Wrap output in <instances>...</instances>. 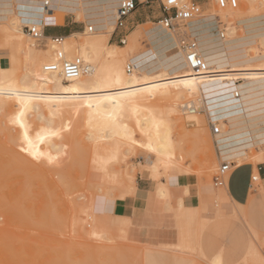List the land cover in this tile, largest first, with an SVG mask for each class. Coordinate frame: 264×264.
I'll list each match as a JSON object with an SVG mask.
<instances>
[{
  "label": "rangeland",
  "instance_id": "374dc122",
  "mask_svg": "<svg viewBox=\"0 0 264 264\" xmlns=\"http://www.w3.org/2000/svg\"><path fill=\"white\" fill-rule=\"evenodd\" d=\"M193 1L201 5L202 14L220 8L216 0ZM246 5H249L246 0H240V11H246ZM257 5L264 8L259 1ZM138 8L149 12L148 22L139 26L128 55L111 61L103 54L107 69L118 67L127 75L129 56L150 47L145 30L159 23L164 14L162 3L151 0ZM77 9L70 12H75L79 20L88 19L87 26L92 25L95 31L112 28L114 32V8L90 17L78 16ZM64 14L54 16V21H61ZM40 18L42 24L48 23L43 16ZM28 20L22 24L26 32L23 36L28 43H35L34 55L16 52V43L2 32L0 25V59L12 70L4 79L0 77V82L27 83L25 74L34 69L32 60L44 56L45 49H50L48 55L53 57L55 49L62 48V43L51 48L54 45L51 40L32 38L25 29L32 23ZM183 24L180 23L179 31ZM221 24L224 33L229 27L240 35L245 32L235 19L223 20ZM110 35L107 41L110 48L126 45ZM84 37L81 35L75 40L79 42ZM249 52L251 55L264 53V41L259 40ZM88 61L98 65L92 58ZM37 63L35 73L42 71L44 62ZM37 78L47 80L44 75ZM114 87L105 84L102 89ZM183 87H171V95L145 92L137 96L148 107L164 97L167 104L175 95L179 97V113L171 117L174 156L168 161L170 165L165 164L167 161L159 162L157 175L145 163L151 153L144 146L145 139L137 131L135 122H131L129 110V114L123 112L121 119L136 129L135 139L122 143L115 154L107 145L100 147L101 144L93 141L85 115L81 107L72 105L73 100L70 103L68 99L60 101L48 96L53 89L47 91L49 94L44 91L46 95L28 88L22 93L13 89L12 98L0 96V264H177V260L186 261L173 258L174 255L189 256L190 264H264L258 254L249 253L250 245H254L264 256V186L261 181L254 182L261 197L254 200L251 210L225 202L237 213L232 216L222 208L224 198L218 194L222 185L216 180L222 161L209 128L205 98L200 88L189 91ZM28 91L35 92L32 96L36 98L28 94L24 98V92ZM16 93L19 101L14 98ZM54 101L67 103L53 107ZM191 102L203 110L190 113L183 108V104ZM192 115L199 118L192 120ZM177 116L182 117L183 126L175 122ZM263 156L264 145L258 150H249L246 158L234 161L256 163ZM140 176L150 182L155 193L151 194L154 204L141 220L119 215L114 211V204L135 195ZM178 176L187 177L193 188L192 195L189 186L185 194V187L176 190L170 185V179ZM194 206L197 208H191Z\"/></svg>",
  "mask_w": 264,
  "mask_h": 264
},
{
  "label": "bare ground",
  "instance_id": "6f19581e",
  "mask_svg": "<svg viewBox=\"0 0 264 264\" xmlns=\"http://www.w3.org/2000/svg\"><path fill=\"white\" fill-rule=\"evenodd\" d=\"M246 1L249 4L246 5L248 6L246 11H240L239 6L220 7L219 10L202 14L181 26L180 30L188 32L196 39L199 52L207 64L204 69L193 70L189 67L176 32L161 23L145 30L150 47L129 56L131 63L127 67L130 65L132 70L130 72L127 70V75L118 67L107 69L103 54L106 53V58L111 61L122 58L124 54L128 55L130 53L128 49L139 30L136 29L126 37L124 43L126 45L121 48L114 45L110 48L107 41L113 31L112 28L108 31L100 29L95 31L93 27L90 31V26H87V30L63 37L61 39L63 49L60 47V50L65 52L69 59L81 57L91 67L88 73L74 80H65L58 72L45 71L44 66L56 60L55 55L53 57L48 55L50 49H45L44 56H36L32 60L34 69L25 74L29 81L23 85L11 80L0 82V96L12 98L10 91L13 89H17V92L22 90V93L28 88L44 95H46L44 91L48 93L47 91L53 89L47 95L60 101L73 100L72 105L81 107L80 110L85 115L93 141L101 144L98 147L107 145L115 154L122 143L135 139L137 129L145 139L144 146L151 153L145 159V163L152 168L154 175H157L159 162L167 161L165 164L170 165L168 161L174 156L171 138L173 125L171 123L174 122H171V117L179 113L177 108L179 97L175 95L174 99H169V104L165 103L167 99L164 97L155 101L152 107H148L142 104L137 96L145 92H150V95H171V87L181 88L183 85V88L189 91L200 88L208 115L212 121L218 120L217 123L222 129V133L216 136L219 152L229 163L246 158L249 150H258L264 145V53L251 55L249 52L259 40L264 41V8L257 5L259 0ZM120 2L121 0H0V25L3 26L2 32L16 43L14 46L16 52L34 55L37 51L35 43H28V39H24L23 36L26 32L23 31L22 24L27 19L32 22L30 25L42 28L41 16L50 22L54 21L57 14L75 11L77 8V15L84 17L101 15L107 9L114 8L117 18V6ZM261 4L264 7V4ZM16 8L19 9L18 12ZM29 8L32 12L27 11ZM23 16L29 18L23 19ZM234 19L243 26L244 34H237L232 27L226 28L227 34L222 31L221 22ZM81 35L85 37L77 42L75 38ZM44 39L53 42L54 38L46 35ZM55 45L54 43L51 48ZM89 58L96 60L98 65L89 62ZM42 61L44 62L42 71L35 73L37 62ZM256 62L261 65H253ZM11 71L0 59V77L4 79ZM37 75H44L47 80H39ZM180 81L183 85L178 83ZM170 83L173 85L169 87ZM105 84L115 87L102 89ZM24 93V98L28 95L36 98L32 96L35 94L33 91ZM14 98L19 101L17 93ZM60 101H54L52 106L67 103ZM199 101L203 102L202 99ZM193 104L199 107L194 102ZM186 105L183 104L184 109ZM17 106H20L18 102ZM128 110L131 114L129 117L134 119H131V122H135L136 129L121 119L123 112ZM49 112L55 113L53 110ZM181 118L177 116L175 122L183 126ZM190 118L194 120L199 117L192 115ZM228 175L225 174L221 187L225 185ZM256 249L252 245V252ZM174 256L173 258L186 261L189 257ZM186 261L177 260L176 263L184 264ZM185 264L190 263L187 261Z\"/></svg>",
  "mask_w": 264,
  "mask_h": 264
},
{
  "label": "crops",
  "instance_id": "0c3cea01",
  "mask_svg": "<svg viewBox=\"0 0 264 264\" xmlns=\"http://www.w3.org/2000/svg\"><path fill=\"white\" fill-rule=\"evenodd\" d=\"M118 7L119 4L117 9ZM65 14H67V16H65ZM65 14V17L63 16L61 21H50L48 23L45 22L42 24L45 34L48 37H65L71 33L83 31V29L86 28L88 24H90L88 19H77L75 12H65ZM150 16L151 15L146 9L137 8L136 11H134L127 19V27L129 29L134 27V29L129 34L138 29L139 26L146 24L148 22L147 18ZM119 36L120 31H117L116 33L112 32L110 35L112 39L116 38L117 41H119ZM210 120L213 119L210 118ZM216 122H218V120H216ZM213 138H215L214 142L216 143L218 155L221 161H228L219 152L220 148L217 144V137ZM233 163L234 167L228 175L225 185L218 191V194L220 195L219 197L223 196L224 198V201L222 202L224 203L222 208H224L229 214H232V216H237V213L229 208L225 202H230L240 207H247L248 210H251L254 200H257L261 197V195L256 192L257 188L255 187L254 182L261 181L264 186V156L261 158V161L256 163L250 160H246L239 164H236L237 162L235 161ZM254 175H257L258 178L253 182L252 177ZM170 185H172V187L176 190H182L185 187V194H188L186 192V186H189L190 194H193V188L191 184L188 183L187 177H172L170 179ZM136 190L137 191L135 195L126 197L114 204V211L116 213L122 216H129L135 220H141L143 216L146 215L148 207L154 204L153 195L151 196V194L155 195V193L153 192L152 186H150V182L146 181V179H144L142 176L138 177ZM169 196L170 198L172 196L170 188ZM191 208L197 207L194 206ZM249 253L252 255L258 254V256L264 261V256L258 249L252 252V245L249 247Z\"/></svg>",
  "mask_w": 264,
  "mask_h": 264
},
{
  "label": "built area",
  "instance_id": "2783aa9c",
  "mask_svg": "<svg viewBox=\"0 0 264 264\" xmlns=\"http://www.w3.org/2000/svg\"><path fill=\"white\" fill-rule=\"evenodd\" d=\"M151 0H122L118 7V14L116 18V25L113 33L120 31L119 42L125 43L127 37V19L128 17L136 11L138 6L142 3H149ZM264 4V0H259ZM217 4L221 8L232 7L236 8L240 4V0H216ZM162 10L164 12L163 16L159 19V23L163 24L165 27L176 32L181 41V47L186 54V61L189 67L193 70L204 69L207 64L204 61L202 55L199 52V46L191 34L185 31H179V25L181 22L186 23L188 21L199 18L203 9L201 5L191 0L186 2L183 0H161ZM27 33L36 40H42L46 36L44 27L38 25H27L25 26ZM93 30V26H90V31ZM53 37V42L56 46L61 45V36H51ZM56 60L54 62H49L44 66V70L47 72H58L62 75L65 80H74L80 76L88 73L91 69L90 65L86 63L81 57H75L69 59L65 56V52L56 48L54 51ZM130 72L132 70L131 66L127 67ZM185 109L190 113L198 112L202 109L201 106L196 107L193 102L188 103ZM209 128L213 136H217L222 133V129L219 123L209 120ZM234 163H229L228 161H222L219 167V173L216 178L218 184H222V179H224L225 174L232 171ZM257 175L252 177L253 182L257 179ZM221 177V178H220ZM221 179V180H220Z\"/></svg>",
  "mask_w": 264,
  "mask_h": 264
}]
</instances>
